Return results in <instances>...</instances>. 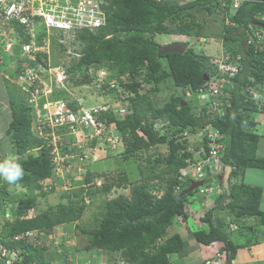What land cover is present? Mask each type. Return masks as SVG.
I'll list each match as a JSON object with an SVG mask.
<instances>
[{"label":"trees","instance_id":"trees-1","mask_svg":"<svg viewBox=\"0 0 264 264\" xmlns=\"http://www.w3.org/2000/svg\"><path fill=\"white\" fill-rule=\"evenodd\" d=\"M230 9V0H109L106 23L94 30L84 28L76 33L80 57L66 69L72 85L89 82L91 78L85 71L92 65L93 68L113 70L101 84L103 91L118 97L115 88L106 89L112 79L118 80L125 91L135 94L134 97H126L131 104L124 115L102 112L98 118L107 125L115 124L116 133L121 136V159L125 163L137 161L140 167L134 164L144 175L137 180L120 172L119 177L111 182H104L93 192L87 191L90 200H93L94 192L107 195L111 190L125 186L129 194L120 193L99 204L97 213L93 215L97 225L87 232L80 229L87 235L82 250H104L110 257L127 264H169L171 254L182 255L188 251V242L178 233L165 236L173 221L188 220L185 203L193 191H187L190 183L186 178H180L179 170L188 164V160L199 158L194 159L193 152L188 149V140L178 133L184 128L194 132L207 119L193 115L192 100L183 93L171 95L163 105L156 106L148 93H139V90L150 84L148 91H156L158 83L170 75L176 87L195 91L216 75V68L209 62V54L195 50L188 40L189 46L183 53L157 54L160 43L154 39L156 34L204 35L203 22L197 19L193 10L207 14L216 12L221 16V30L217 36L223 42L224 51L241 55L242 69L232 77H224L229 104L222 117L209 119L222 136L219 138L224 145L222 162L234 167L229 175V195L217 181L222 192L200 217L208 228L192 230V238L201 245H216L217 253L224 255V264L233 263L237 249L258 241L250 239L251 236L243 243L234 240L228 223L233 222L239 228L241 218L256 217L264 225V211L260 209L261 188L231 181L237 172L244 173L247 168L264 171V156L256 153L260 135L252 131V118L264 112V19L258 18L264 13V0H243L233 13ZM252 27L263 35L262 43L255 37L253 43H245L249 35L254 36ZM17 32L24 42L23 31ZM43 35L47 36L45 31L37 38ZM218 54L219 51L215 53ZM124 74L127 82L120 79ZM60 91L67 93L66 90ZM7 92L10 114L5 132L12 153L25 171L23 180L18 183L26 187L28 194L11 197L15 208L14 212L7 210L10 219L0 216V244L18 252L20 257L16 264H56L50 253L47 254L51 251L48 243L33 244L26 237L14 239V236L30 230L51 234L57 225L78 221L83 205L78 208L59 202L55 207L48 205L38 214L27 216V212L37 206V194L44 195L39 192L40 182L51 177L49 147L31 130L28 97L15 95L10 85ZM182 100L187 103L181 105ZM68 105L76 109L74 103ZM156 119L167 124L161 122V129H155L153 123ZM161 144H166V153L158 149ZM150 149L153 151L149 154L147 151ZM143 152H147L144 157ZM3 159L6 158L0 160ZM138 159L145 160L144 165L149 166H142ZM93 176L92 173L85 175L86 185L92 182ZM210 180L205 178V184L209 185ZM8 187L10 185L5 182L0 185L1 198L9 196ZM198 188L195 189L198 191ZM205 261L199 264H206ZM60 262L70 264V259Z\"/></svg>","mask_w":264,"mask_h":264},{"label":"rangeland","instance_id":"rangeland-1","mask_svg":"<svg viewBox=\"0 0 264 264\" xmlns=\"http://www.w3.org/2000/svg\"><path fill=\"white\" fill-rule=\"evenodd\" d=\"M178 1L181 2L186 0ZM193 13L195 16H197V19L203 22L204 35H202V37H205L207 39L208 42L206 44H197L196 37L191 38V36L173 33L156 34L154 36V39L160 44H167L179 40L185 42L188 40L190 43H192V46L194 45L195 50H203L205 53L215 54L219 51L220 45H222V40L217 36L221 30V16L216 12L207 14L206 12L198 13V11L193 10ZM43 29V25L37 24L36 30L34 31H36V35H38V31H43ZM17 31L23 30L21 28L10 30L8 28V25L6 26L5 20L0 21V153H4L3 157L5 158L15 156L11 150L8 134L5 132L6 122L10 114L7 92L8 85H10V89H13V93L15 95L24 96L22 87L17 85L19 84V81L16 80L17 75L15 74L21 72L25 66L34 68H37L38 65H43L45 67L47 66L46 63L43 64L41 62H34L33 59L30 60V58L21 51L19 47V45L21 44V40L20 35ZM48 31L49 32H46L47 36L43 35L45 39L42 41L48 49V56H46L45 58L47 60L48 67L52 65L56 66L58 64H62L66 69L70 68L71 65L76 61V59H78L76 56H74L73 53H75L76 51L79 52L80 48L79 41L75 40L76 32L65 29H50ZM40 39L41 37L39 38V40ZM104 68L102 69L104 70ZM97 69L98 67L93 68L92 65L87 67L85 73L90 76L91 80L87 83L73 84L68 86L67 93L59 91L55 85V81L52 80L50 82L51 78L46 80V76L43 75L42 80L44 79L43 81H45V84L38 80L33 83V86L43 87L44 85L51 84V86L49 87L51 88V93L48 95L49 98H47L46 100L43 96L42 98L40 97V99H36L38 100L37 108H39V106H41L45 101L49 99H62L67 103L76 104V107L83 108L98 107L108 100L116 102L117 100L115 101V99H117V97H115L114 99L113 94H109L101 90L100 86H98V79H95L98 78L96 72ZM108 73L112 74L113 70H105L106 77ZM121 78L126 81L127 75L124 74ZM6 81H8V83ZM11 83L15 86H12ZM69 83L72 82L69 80ZM157 86L158 88L156 91H148V89H151L149 85H146L144 89L139 90L140 93H148L156 106L163 105L171 95L182 94L183 92V89H181L180 87H176L173 84L170 75H168L163 81L158 83ZM28 104H30L29 106L31 107L32 121H34L35 106L29 102ZM196 104L198 105V103ZM193 105V111H198L197 105ZM156 121L160 120L156 119ZM88 137L89 131L87 130L77 132L72 135L64 133V135L61 136V139L59 140L60 144L58 143V152L60 155H62L63 153H70L68 154L69 158L64 160V162H60L59 160H57L58 162H60L58 166L50 163L51 177L46 178L40 182L41 188L39 192L44 193V195L39 194L37 192L38 190L36 189L37 191L35 192L38 193L37 206L27 212L28 217L34 216L41 210L47 208L48 205L55 207V205L59 202L71 204L78 208L79 206L83 205L81 217L78 221L63 223L61 225L55 226L54 228H52L53 233H51L50 235L44 234L43 232L39 233V235H41V243L49 244L51 251L47 252V254L50 253V258L56 264H60V261H63L66 258L71 259L73 257L70 256L71 254H73L75 257V255L82 252V248L87 241V235H85L86 233L83 234L80 229H84L83 231L87 232L88 229L94 228L97 225V221L96 219H94L93 215L97 213L99 209L98 206L102 201L115 197L120 193L124 195L129 194V190L127 186H125L113 189L107 195L94 192L92 193L93 200H90L91 196L87 191L93 192L96 187H99L97 186L96 181H100V184H103L104 182H111L112 180L119 177L120 172H124L125 175H128L130 178L137 180L142 179L144 176L137 170L136 165H138L139 163L133 158V163L123 162V160L121 159V143H117L116 145H108L107 143H102L101 141H90ZM190 140L191 139H189V141ZM259 140H264V135L260 136ZM158 149L162 153H166V144L158 145ZM152 151L153 149H150L147 152L150 154ZM147 152H143L142 157H144ZM83 155L85 157H83ZM138 161H140L142 163V166L144 167L149 166L144 165L146 164L145 160L141 161V159H138ZM138 167H140V165H138ZM249 171L261 173V181L256 179L253 182L255 184L254 186H260L264 189V171L261 169L247 168L244 170V173L237 172L235 177H232L231 180H235L236 182L242 181L244 183H248L249 181L247 179V173ZM87 173H92L94 175L92 180L93 183L89 185H86V183L84 182V178ZM252 178H254V176ZM217 181L218 176L211 178L210 185L213 189L212 191L208 190L205 193H199L196 189L193 190L185 203V212L187 213L188 220L180 221V219H177L176 222L173 221V223L168 226V229L166 231L167 233L173 230L172 227L175 228L174 230L179 229L180 227L181 229L178 232L182 233V236L186 241L192 237V234H190L189 230H196L197 228H200V217L203 215L206 207H210L211 205H213L215 197L217 196L216 188L219 186ZM249 184L252 185V183ZM205 185L206 184H204V186ZM8 192L10 197H2L4 203L0 204V212L5 209L9 210L10 212H14L15 207L11 202V197L13 198L15 196L28 194L26 187L21 186L20 183H18V186L10 185V187H8ZM208 202L210 203L208 204ZM223 215L225 216L224 212ZM224 218L226 219V216ZM248 226H251L252 229H247ZM263 228L264 225H261L258 218L247 217L242 221V224H240L238 229L233 226L228 227V230L234 240L243 243L245 239L250 238V236V239L258 240L260 235L263 233ZM65 232L66 235H61V233ZM46 236L51 237L52 239L50 240ZM194 240L190 241V243L192 244L193 242H195ZM210 246L211 250L210 253H208L209 256L207 257V259L214 261L216 260V258H218L219 254L216 251V245L211 244ZM56 250L58 251L56 252ZM212 250H215V253ZM101 253L103 254V252ZM189 256L191 255L188 254L185 264H199V259L202 258L199 255V257L196 256V254L192 257ZM222 258H224L223 254ZM71 260L73 261L74 259ZM205 263L208 264V260H206ZM232 264L245 263L238 262Z\"/></svg>","mask_w":264,"mask_h":264},{"label":"built area","instance_id":"built-area-1","mask_svg":"<svg viewBox=\"0 0 264 264\" xmlns=\"http://www.w3.org/2000/svg\"><path fill=\"white\" fill-rule=\"evenodd\" d=\"M230 1V11L233 13L243 0ZM108 6L109 0H0V21L5 20L6 26L8 25L10 30L20 27L26 37V40L19 45L21 51L30 60L33 59L34 62L47 64L46 67L38 65L37 68L25 66L17 74L16 80L19 81L17 85L22 87L24 94L28 97V102L35 106V119L31 121V130L35 136L45 141V144L49 147L50 163L55 166H58L60 162H64V160L69 158L68 154L70 153L60 155L58 152V143L60 144L59 140L64 133L72 135L87 130L89 131L88 138L90 141L95 139L108 145L120 143L121 136L116 133L115 124L109 123L107 125L102 120H99L98 117L102 112H112L118 116L124 115L131 104L130 100L126 97H133L135 94L132 91H125L120 86L118 80L111 79L108 81L106 89L115 88V91L118 93L117 99L114 97L115 101L117 100L116 102L108 100L98 107H76V109H72L65 100L49 99L37 108V98L40 99L42 96L45 100L49 98L48 95L51 93V88L49 87L52 80L55 81V85L59 91H67V87L72 85V83H69L66 68L62 64L48 67L47 60L45 59L48 56V49L42 42L45 37L42 36L39 40L34 30H36L37 24L43 25V31L45 32H49L48 30L50 29H65L75 31L76 33L78 30L84 28L94 30L106 23L105 8ZM258 18H264V13L258 16ZM38 32L40 35L42 31ZM252 32L254 36L249 35L245 43H253L255 38L259 43H262L263 35L256 29H252ZM198 41L203 42L207 41V39L201 36L198 37ZM73 54L77 58L80 57L78 51ZM209 62L216 68V75L212 79L207 80L194 93L198 103V111L195 112V115L205 117L206 119L222 117L224 115L226 107L229 104V92L227 91L226 78L224 77H232L242 69L241 55H231L230 52L224 51L223 42L220 45L218 55L209 54ZM96 72L98 78L95 79H98L97 84L102 90L101 84L106 78L105 70L98 68ZM43 75L46 76V80L51 78L50 85H44L43 87L33 86V83L38 80L45 84L44 79L42 80ZM121 77L122 82H127V80L124 81ZM147 85L150 86V84ZM187 96L191 95L187 92ZM253 97H256L255 94H253ZM75 106L77 105L75 104ZM260 116L261 114L258 117H253L252 121L255 123L254 127L264 131V121L259 118ZM161 127V122L154 124L155 129L160 130ZM198 135L201 136L200 140L204 137L205 145L199 142L195 149L190 145L188 146V149L193 152L194 159L196 157L199 158L194 161L188 160V165L180 169L179 176L182 180L187 176L194 180H204L221 171L222 166L219 164L218 153L223 146L218 141L219 133L213 129L210 122H207L200 129ZM83 157L85 156L83 155ZM3 183L0 182V185ZM96 184L99 186L100 181H96ZM208 190L210 188H204L203 192ZM1 201L3 199L0 197ZM0 216L5 220L10 219V214L7 211ZM233 226L230 223V227ZM39 233L41 232L38 230H30L14 236V239L26 237L30 243L40 244L41 240L39 236L41 235ZM49 238L50 240L52 239L51 237ZM19 257L18 252L9 250L3 244H0V264L17 263Z\"/></svg>","mask_w":264,"mask_h":264},{"label":"crops","instance_id":"crops-1","mask_svg":"<svg viewBox=\"0 0 264 264\" xmlns=\"http://www.w3.org/2000/svg\"><path fill=\"white\" fill-rule=\"evenodd\" d=\"M261 120L264 121V116H263V118H261ZM256 153L258 156H264V140L258 141V147H257ZM260 174L261 173H256L255 171H249L247 173V179L249 181L247 184L252 183V185H255L253 181H255L256 179L261 181V175ZM263 175H264V172H263ZM253 176H254V178H252ZM258 187H260V186H258ZM260 188L262 190V195H261V200H260V209L264 211V189L262 187H260ZM210 202H208V204ZM262 203H263V206H262ZM210 207H206V209H208ZM199 227L201 229H207L208 228V226L204 222H201V225ZM172 229L174 230L175 228L172 227ZM180 229L181 228L179 227V229H176L174 231L171 230V231H169V233L166 232L167 235H165V236H170L174 233H178L183 238L182 233L178 232V231H180ZM189 231L191 234L192 230H189ZM262 231H263V233L258 238V241L249 243V244L237 249L235 257L232 261L233 263L242 262L245 264H264V228ZM61 234H64V233H61ZM183 239H185V238H183ZM193 240H194V238H192V237L187 240L188 246H189L188 251H186L182 255L171 254L169 256V259H170L169 264H185L186 257H188V254L191 255L189 257H192L195 254H196V256H198V255L201 256L202 257L201 259L198 258L199 263L204 261V260H208V264H224V258H222V254H221V256L219 255L218 258H216V260H214V261L207 259V257L209 256L208 253H210V250H211V246L210 245H208V246L201 245L196 240H194L195 242H193L191 244L190 241H193ZM212 251L214 252L215 250H212ZM97 252H100V253H97ZM101 252H103V254ZM70 256L71 257L73 256L71 259H74L72 261L69 258L70 264H120L118 262L120 260H118V259L115 260L114 258L110 257V255L108 256L106 251L98 250V249H94L91 251L82 250V252L75 255V257L73 254H71ZM115 258H117V257H115Z\"/></svg>","mask_w":264,"mask_h":264},{"label":"clouds","instance_id":"clouds-1","mask_svg":"<svg viewBox=\"0 0 264 264\" xmlns=\"http://www.w3.org/2000/svg\"><path fill=\"white\" fill-rule=\"evenodd\" d=\"M261 19H264V18H261ZM251 29H253V27L251 28ZM202 35H200V36H196V42H197V44H206L208 41H203V42H200V41H198V37H201ZM194 36H192L191 38H193ZM180 41V40H179ZM182 42H184V41H182ZM185 43L187 44V47L189 46V44L188 43H190L189 41H188V43L185 41ZM161 45V44H160ZM190 45H192V43L190 44ZM206 54H208V53H206ZM98 68H100V67H98ZM102 69V68H101ZM105 70V69H104ZM144 85V84H143ZM196 91V90H195ZM195 91H191V90H189V89H183V94H184V96L185 97H187V98H189V99H191L192 101V108H191V112L193 113V115L194 116H196L195 115V111H193V108H194V105L193 104H195V105H197L196 103H197V101H196V98H195V96H194V93H195ZM187 92L191 95V96H187ZM256 99H259V97L257 96L256 97ZM182 101H186V100H182ZM187 103V102H186ZM198 107V106H197ZM261 114V116L259 117V118H263V116H264V112H260V113H258V114H256L254 117H258L259 115ZM196 117H199V116H196ZM204 120H206V118L205 117H202ZM156 120H154V123H153V125L155 124V123H157V122H155ZM159 122H162V120H160ZM207 122H209V119H207V121H205L203 124H202V126H198L196 129H195V131L194 132H190L187 128H184L183 130H182V132H179L178 133V135L182 138H185V139H187L188 140V145H190L191 147H197V144L200 142V143H202V144H204L205 145V139H204V137L200 140V138H201V136H199L198 135V132H200V129L201 128H203L204 127V124L205 123H207ZM163 123V122H162ZM254 123V122H253ZM165 124H167V123H163V125H165ZM212 125V124H211ZM254 125H255V123H254ZM254 125L252 126V131L254 132V133H257V134H259L260 136H262V135H264V131L263 130H261V129H258V128H256V127H254ZM260 126V125H259ZM212 127H213V125H212ZM261 127V126H260ZM213 129L214 130H216L214 127H213ZM217 132H218V130H216ZM219 133V132H218ZM173 136H175V134L173 135ZM37 137V136H36ZM222 136H221V134L219 133V138H221ZM189 139H191L190 141H189ZM220 139H218V141H219ZM220 142V141H219ZM222 144V149H221V151L218 153V156H219V164H221V171L220 172H218L217 174H218V181L220 182V180H219V177H220V175L223 173V171H224V167L225 166H230L231 167V171H232V169L234 168L233 166H231V165H226V164H224L223 162H222V160H221V157H222V154H223V151H224V145H223V143H221ZM3 156H4V153H0V157L1 158H3ZM16 156V155H15ZM15 156H11V157H8V158H6V159H3V160H0V182H5V183H7L8 185H12V186H18V182H20L21 180H23V178H24V176H25V171H24V168H23V165L18 161V159L15 157ZM0 158V159H1ZM188 165V164H187ZM187 165H185V166H187ZM185 166H183V167H185ZM183 167H181L180 169H182ZM179 174H180V170H179ZM217 174H215V175H213V176H211V177H207V178H213V177H215V176H217ZM230 175V174H229ZM186 179L189 181V183L191 182V181H202V185H200V186H198V187H196V188H198V192L199 193H205V192H203V189L204 188H210V191H212L213 189H212V187H211V185L209 184V185H205L204 186V184H205V182H204V180H194V179H192V178H190L189 176H187L186 177ZM228 181H229V179H228ZM232 182H236L235 180H231ZM238 182H240V181H238ZM238 182H236V183H238ZM91 184V183H90ZM101 185V184H100ZM99 185V186H100ZM98 186V185H97ZM222 188H223V186H222ZM194 190V189H193ZM192 190V191H193ZM201 190H202V192H201ZM223 190H224V188H223ZM225 191V190H224ZM207 192V191H206ZM222 192V189L218 186L217 188H216V195L217 194H220ZM159 193H161V192H159ZM158 193V194H159ZM157 194V195H158ZM7 211V210H6ZM245 218H247V217H244V218H241V222L245 219ZM240 222V223H241ZM230 223H232L234 226H235V228L236 229H238V225L237 224H235V223H233V222H229L228 223V227H230ZM58 226V225H57ZM65 234V233H64ZM120 264H124L125 262H123V261H118ZM123 262V263H122ZM127 264V263H126Z\"/></svg>","mask_w":264,"mask_h":264},{"label":"water","instance_id":"water-1","mask_svg":"<svg viewBox=\"0 0 264 264\" xmlns=\"http://www.w3.org/2000/svg\"><path fill=\"white\" fill-rule=\"evenodd\" d=\"M186 49H187V44L185 42L173 41L167 44L159 45L157 47V54L172 53V52L183 53ZM181 103H182L181 105H185L186 101H182ZM230 172H231V167L225 166L223 173L219 177L220 183L223 186L226 195H229L228 179ZM200 185H202V181H191L187 191L190 192ZM14 264H16V262Z\"/></svg>","mask_w":264,"mask_h":264}]
</instances>
